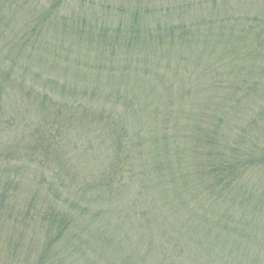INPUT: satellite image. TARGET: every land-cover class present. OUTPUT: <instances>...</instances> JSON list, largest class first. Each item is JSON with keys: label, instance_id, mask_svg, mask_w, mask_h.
I'll list each match as a JSON object with an SVG mask.
<instances>
[{"label": "trees", "instance_id": "1", "mask_svg": "<svg viewBox=\"0 0 264 264\" xmlns=\"http://www.w3.org/2000/svg\"><path fill=\"white\" fill-rule=\"evenodd\" d=\"M0 264H264V0H0Z\"/></svg>", "mask_w": 264, "mask_h": 264}, {"label": "rangeland", "instance_id": "2", "mask_svg": "<svg viewBox=\"0 0 264 264\" xmlns=\"http://www.w3.org/2000/svg\"><path fill=\"white\" fill-rule=\"evenodd\" d=\"M171 1H173V0H171ZM75 162H78V161L75 160ZM85 167L88 168V166H85ZM76 170L78 172V175L80 176L81 170H79V169H76ZM75 180H77V182H79L80 184H82L84 182L82 179H75ZM71 189H74V187H71Z\"/></svg>", "mask_w": 264, "mask_h": 264}]
</instances>
